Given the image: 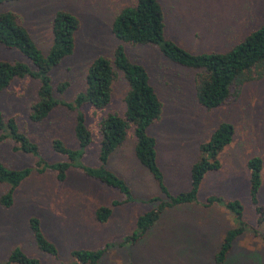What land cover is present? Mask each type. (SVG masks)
Listing matches in <instances>:
<instances>
[{
    "label": "rangeland",
    "instance_id": "rangeland-1",
    "mask_svg": "<svg viewBox=\"0 0 264 264\" xmlns=\"http://www.w3.org/2000/svg\"><path fill=\"white\" fill-rule=\"evenodd\" d=\"M164 15L165 37L190 53L225 52L255 31L264 22V0H158ZM134 0H18L0 4V12H11L26 30L32 42L45 55L51 45V23L57 11H66L79 21L74 35L73 53L55 66L49 76L52 95L62 103H71L84 91V77L97 57L112 58L119 44L110 25L115 14ZM127 58L141 64L161 104L160 120L148 128L154 138L156 163L169 194L189 189V171L205 143L220 123L233 128L230 143L218 154V168L202 177L196 201L164 210L156 223L134 244L124 239L136 231L139 215L155 208L152 197L165 200L150 173L135 159L133 140L127 136L107 159L105 169L123 179L129 188L126 196L80 170L69 166L65 179L58 181L50 168L68 163L51 146L59 140L68 149L77 150L74 137V111L57 105L39 123L29 119L36 100L38 81L29 77L13 79L0 92V117L12 119L17 129L36 145L35 156L14 150L15 144L2 138L0 164L28 175L12 193V205L0 206V264L9 253L20 249L40 264H73L71 251L104 250L97 264H215L214 254L227 230L235 227L233 214L208 197L237 202L244 232L236 237L222 264H264V222L256 224L249 196L247 161H261L260 185L256 200L264 205V78L245 83L228 100L211 110L195 101L194 71L176 66L156 48L126 44ZM0 61L25 63L28 60L15 49L0 45ZM66 83L58 92L56 87ZM127 84L120 73L111 86L109 104L99 113L88 104L80 107L91 142L77 160L90 168L99 167V135L96 122L107 113L121 114ZM42 169V170H41ZM8 185L0 183V197ZM109 207L105 222L95 219V211ZM38 221L45 238L56 248L52 257L39 252L28 227ZM124 242V243H123Z\"/></svg>",
    "mask_w": 264,
    "mask_h": 264
},
{
    "label": "trees",
    "instance_id": "trees-1",
    "mask_svg": "<svg viewBox=\"0 0 264 264\" xmlns=\"http://www.w3.org/2000/svg\"><path fill=\"white\" fill-rule=\"evenodd\" d=\"M8 1L0 0V4ZM164 15L158 0H134L132 5L124 6L113 17L110 30L118 41L112 58L97 57L87 67L84 83L85 89L71 103L58 102L53 98L50 84V72L74 50V35L79 29V21L66 11H57L51 23V45L45 55L32 42L29 34L19 24L11 12H0V45L6 49H15L29 62L9 63L0 61V92L7 90L13 79L29 77L38 81L36 100L30 107L29 119L33 123L43 121L49 113L61 105L74 111V137L78 149H68L59 140H53L52 149L64 155L68 163H58L50 168L56 173V179L63 181L69 166L80 170L83 174L99 181L103 185L115 189L128 196L129 188L120 177L105 169L108 157L116 151L127 136L133 140L135 159L150 173L165 200L152 197L149 202H157V206L136 219V231L124 242L134 244L145 235L158 220L160 214L179 205L196 201L198 186L208 171L217 169L218 154L230 143L233 128L228 123H220L210 134L208 140L198 149V157L189 171V189L177 194H169L163 184V175L156 163L154 138L148 134V128L160 120L162 104L149 83L146 69L141 64L131 62L124 53L126 44L149 46L156 48L161 57L170 63L194 71L193 89L196 103L204 110H211L223 105L231 95L238 92L245 83L264 78V22L258 29L250 32L242 41L225 52L190 53L175 42L165 37ZM120 73L127 84L123 97L124 109L121 114L107 113L96 122L99 135L97 168L81 165L77 160L83 150L91 142V132L86 127L84 115L80 111L83 105H89L99 113L109 104L111 86L116 74ZM66 83H60L56 89L61 92ZM6 128L2 138L10 139L16 146L14 150L35 156L36 145L21 133L12 119L3 122L0 117V130ZM249 172V196L256 215V224L264 222V205L256 200L260 185L261 161L251 158L247 161ZM42 170V169H41ZM28 170L16 171L0 164V183L8 185V190L0 197V206L9 208L12 205V193L20 182L28 175ZM207 204L216 203L233 214L235 227L227 230L214 254L215 264H222L231 248L232 241L245 229L241 209L237 202L223 201L219 197H208ZM110 208L100 207L95 211V219L103 223L109 217ZM36 249L55 257L56 248L42 233L38 221L28 220ZM123 242V243H124ZM104 250L71 251L73 264H97ZM8 264H40L39 260L28 257L20 249H13L7 256Z\"/></svg>",
    "mask_w": 264,
    "mask_h": 264
}]
</instances>
